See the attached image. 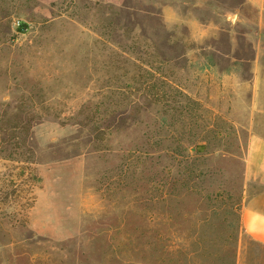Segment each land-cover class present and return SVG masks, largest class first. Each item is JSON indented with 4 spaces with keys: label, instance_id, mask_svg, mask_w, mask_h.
<instances>
[{
    "label": "rangeland",
    "instance_id": "374dc122",
    "mask_svg": "<svg viewBox=\"0 0 264 264\" xmlns=\"http://www.w3.org/2000/svg\"><path fill=\"white\" fill-rule=\"evenodd\" d=\"M253 12L0 0V264H236L248 139L264 135ZM17 124L32 127L13 161Z\"/></svg>",
    "mask_w": 264,
    "mask_h": 264
},
{
    "label": "crops",
    "instance_id": "0c3cea01",
    "mask_svg": "<svg viewBox=\"0 0 264 264\" xmlns=\"http://www.w3.org/2000/svg\"><path fill=\"white\" fill-rule=\"evenodd\" d=\"M244 3L246 8L255 12V14L253 12L255 17L249 15L246 17L247 31L256 30L258 27L263 29L264 0H244ZM257 47H259V41ZM260 53L259 50L257 57ZM257 57L254 60L255 78L260 77L258 73L260 59ZM245 181V196L239 217L240 235L236 250V264H264V135L252 133L249 136Z\"/></svg>",
    "mask_w": 264,
    "mask_h": 264
},
{
    "label": "trees",
    "instance_id": "16d2710c",
    "mask_svg": "<svg viewBox=\"0 0 264 264\" xmlns=\"http://www.w3.org/2000/svg\"><path fill=\"white\" fill-rule=\"evenodd\" d=\"M121 16L123 17V12L121 14ZM124 18V17H123ZM27 29V24L20 22L19 23V27H18V31L21 33H25ZM32 126H18L17 125H13L10 129L12 132V135L10 134V140L6 141L8 147H10V160L13 161H19V159H23L22 157H25V153L21 152L22 150H24V148L27 147V143L25 140H21L18 139V130H23L25 132H29ZM28 150H30V148H28ZM31 156H27V158H25L23 161L24 162H31Z\"/></svg>",
    "mask_w": 264,
    "mask_h": 264
}]
</instances>
